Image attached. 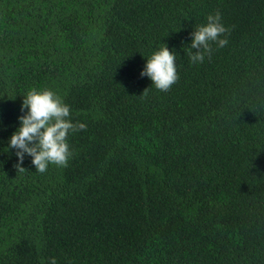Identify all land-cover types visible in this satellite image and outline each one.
<instances>
[{
    "label": "trees",
    "instance_id": "trees-1",
    "mask_svg": "<svg viewBox=\"0 0 264 264\" xmlns=\"http://www.w3.org/2000/svg\"><path fill=\"white\" fill-rule=\"evenodd\" d=\"M217 12L228 43L194 63ZM164 44L161 91L140 73ZM32 88L86 124L66 166L6 148ZM52 258L264 264V0H0V264Z\"/></svg>",
    "mask_w": 264,
    "mask_h": 264
},
{
    "label": "clouds",
    "instance_id": "clouds-1",
    "mask_svg": "<svg viewBox=\"0 0 264 264\" xmlns=\"http://www.w3.org/2000/svg\"><path fill=\"white\" fill-rule=\"evenodd\" d=\"M227 31L218 12L209 14L207 22L191 33V61L202 62L205 55L211 52L213 44L225 46L228 43ZM176 55L164 44L146 58L140 75H146L157 89L168 90L178 79ZM21 113L17 117L19 125L7 140V150L15 149L19 162L26 154L31 156V163L39 172L46 171L50 164L66 166L72 155L67 137L72 132L84 129L86 124L74 122L70 118L69 104L48 88H32L23 95ZM51 264H56L55 258H52Z\"/></svg>",
    "mask_w": 264,
    "mask_h": 264
}]
</instances>
